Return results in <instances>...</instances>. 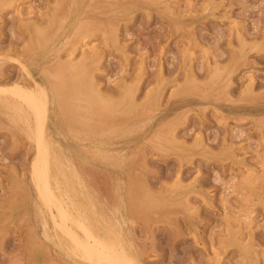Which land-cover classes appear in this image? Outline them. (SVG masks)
Listing matches in <instances>:
<instances>
[{
	"label": "rangeland",
	"instance_id": "1",
	"mask_svg": "<svg viewBox=\"0 0 264 264\" xmlns=\"http://www.w3.org/2000/svg\"><path fill=\"white\" fill-rule=\"evenodd\" d=\"M188 1L0 0V85L39 81L53 94L59 86L48 83L44 67L67 72L70 58H85L86 43L87 75L113 101L109 118L100 131L78 101L65 107L79 122L68 125L73 115L54 113V105L49 122L64 146L81 151L77 161L90 179L105 192L116 187L126 249L137 250L142 264H264V0ZM34 23L53 40L21 69L11 57H24ZM0 125V264H92L72 253L40 204L30 174L34 141L12 129L1 106ZM51 162L53 182L66 184L93 230L116 241L82 189Z\"/></svg>",
	"mask_w": 264,
	"mask_h": 264
},
{
	"label": "bare ground",
	"instance_id": "2",
	"mask_svg": "<svg viewBox=\"0 0 264 264\" xmlns=\"http://www.w3.org/2000/svg\"><path fill=\"white\" fill-rule=\"evenodd\" d=\"M185 1H187V0H185ZM32 2L33 1H31V2L29 1V4L32 3ZM52 2H50V3H52ZM207 2L205 1V4ZM210 3H212V2H210ZM178 4L176 3L175 5H178ZM178 6H176V7H178ZM180 6H181V4H180ZM180 6H179V8H180ZM29 7H31V6H29ZM53 7H55L54 4H53ZM188 7H189V5H188ZM189 9H191V8H189ZM30 10H31V8H30ZM181 10H183V9H181ZM40 11H41V9H40ZM54 11H56V10H54ZM177 11H178V9H177ZM21 12H23V11H21ZM28 12H27L26 16L28 15ZM35 12L36 11H34L32 15L36 14ZM110 13H112V12H110ZM16 14H18V13H16ZM19 14H21L20 10H19ZM180 14H182V13H180ZM22 16L23 15H21V18H22ZM23 17L25 18V16H23ZM190 17H192V16H190ZM51 18H53V16H51ZM17 19L19 21L18 17H17ZM27 19H28V17H27ZM23 20H25V19H23ZM36 22H38V21H36ZM44 23H45V21H44ZM111 23H113V22H111ZM33 27H34L33 28L34 29L33 32H34L35 38L32 39V41L29 43V45L28 46L26 45L27 47L23 50L22 54H24V57L23 56L21 58L19 56H12L11 57L12 60H16L19 64H21V66H22L21 69L22 68L26 69V65H25V61H24L25 59L24 58H26V56L28 54L34 53L36 49L39 50L41 48H44L46 45H48V44H50L52 42L51 40H53V39H51L52 38L51 36H50V38H48L49 37L48 36L49 32L46 30V27L41 26L40 24H37V23H34ZM194 27H195V25H194ZM239 32H241V31H239ZM46 34H47V36H46L45 42H42L40 40V37L43 36V35H46ZM243 37H245V36H243ZM119 39H120V37H119ZM245 39H246V37H245ZM28 40H27V42H28ZM104 40L106 41V39H104ZM90 42H91V40H90ZM199 43H200V41H199ZM93 44H91V45L93 46ZM102 44H104V43H102ZM81 48H83V54H84L85 58L82 59L81 61H75L78 58H76L75 60L73 58H70L65 63L66 67L68 68L67 72L60 71L59 68L53 71V70H50L47 66L44 67V72L47 75L48 83L49 84H56L54 87H56V86L58 87L59 86V90L55 91L53 94H49L48 93V88H46V84L44 82H42L43 83L42 84L39 81H33V83H32V81H27V80H24V81H21V82L19 81L17 84L14 83L15 85H13V86L9 85L10 87L7 86V85H6V87L4 85L3 86L0 85V106L3 108L4 112L7 114V117L9 119L10 126L12 127V129H16L17 131L23 133L26 137H28V138H30V139H32L34 141L33 144H34V147H35L34 149L36 151V156H35L36 158L34 159L33 164H31V170H30V172H31L30 174L32 176L31 179H33V181L35 183V186L37 188V191H38V193L40 195L41 202H42V203L40 202V204H43L44 206H46L49 209V211H50L49 214H51V218H52L51 220L53 221L56 229L59 230L63 234L62 237H65V240L67 239V241H65V242H67V247L72 251V253L74 255L78 256L79 258H81L82 260H84L86 262H89V263H92V264H117L120 255L122 253H126L128 250L126 249L127 245L125 244V246H124V244H123V242H124L123 235H125L127 233L126 229H125V221H126V219H125L124 214L121 211L119 203H117L118 196H117L116 187L114 186L112 189L107 190L105 192V191H103L100 188V186L94 180L90 179V177H89L90 173L84 172L83 164L80 161H77V157L76 156L79 155L81 153V151L77 150V148H76L77 146H75L73 148L64 146V144L60 141V139H58V137L55 135L54 126L57 127L56 126V122H54V121H52L51 123L49 122V114H50L51 105H54L53 106L54 113H58V111L60 109L62 111V114L64 113V114H66V116H67V114L68 115H71V114L73 115L72 117L71 116H67L66 117L65 120L68 123V125H71L72 123H74V121L79 122L80 121L79 116L77 114L71 113L72 111L75 110V109H71V108H74L73 106H77L74 103L78 102V101H79V103L81 101L83 103V106H86L88 108L87 112L91 113V116H90L89 119L90 120H94L95 125L98 128H100V131H101V128L103 127V125L106 124L107 118H109L110 109H111V107L113 105L112 98L104 96L102 93H100L99 91H101V90L99 88L98 89L96 88L95 84L91 80L92 78H90V75H87L88 74V68H89L88 66H89V64H90V62H91V60L93 58V53H91L89 51V49H87V44L86 43H83ZM236 49L238 50V48H236ZM93 50H95V49L93 48ZM238 52H239V50H238ZM17 53L20 54L21 52H17ZM61 56H62V54H61ZM68 56H70V55H68ZM68 56L65 57V58H68ZM97 70H98V68H97ZM22 78H23V76H22ZM120 89H122V88H119V90ZM171 93H173V91ZM129 94H130L129 91L126 90L124 98H126L128 100V102H129V104L131 106H133V105L135 106L134 97H133V95L129 96ZM170 97H171V95H170ZM121 100H123V99H121ZM150 102H151V99H150L149 102H147V104H149ZM160 102H161V100H160ZM161 103H163V102H161ZM151 105H149V106H151ZM163 105H164V103H163ZM65 106H71V108H68L69 109L68 110L67 107H65ZM142 108H148V107L144 106ZM146 111L148 112V110H146ZM143 112H145V111H143ZM51 124L54 125V126L51 127ZM0 126H2V125H0ZM19 132H18V134H20ZM97 132H98V129H97L96 133ZM74 135L76 136V134H74ZM172 135H175V134H172ZM28 138H27V140H28ZM54 140H56V141H54ZM100 141L101 140H99V142ZM184 143H186V142H184ZM226 143L228 144V142H226ZM139 145H141V144H139ZM207 145H208V143H207ZM228 145H226V146H228ZM88 147H90V146H88V144H86L85 146H83L82 150L87 152L89 150ZM91 147H93L94 153H97V151H101L102 150V148H100L99 145L95 146V144H93V145H91ZM120 148L121 147H118V148H115V149H120ZM97 154H99V153H97ZM168 155H169V153H168ZM78 158H80V157H78ZM52 159H54L56 161V164H57V166H56V165L53 164V162H51L54 165V168L56 166L55 169L57 170V167L59 169L56 172L61 171L62 174L64 175V177H65V173L67 172L69 174V176L72 177L73 182L77 184V187L82 189L81 193L83 192L82 194H84L86 196V198L88 199V202L90 203V205L93 208H95V210H92V211L93 212L96 211V214H98L101 218H104L105 221L108 222L109 232L113 233L114 235L119 237V238L116 239V241L112 240L114 236L112 237V239H111V236H109V238L111 239V240H109L108 238L103 237L104 233L102 234L103 235L102 236L100 233H97L96 230H93L94 229L93 227L96 224L94 226H92L91 223H90V225H89V223H87L85 212H83L82 209H80L81 204H80V206H78L76 204V200H74L72 194L70 193L71 190H69V188L66 186V184H65V187H64L63 183H61L59 178L57 176H55V175H54L55 176V181L53 182L51 170H50V167H49L50 166V160H52ZM243 166H244V164H243ZM246 167H248V165ZM90 169L92 170V168H90ZM251 170H252V168H251ZM251 170H249V172ZM246 173L248 175V171ZM30 174H28V175H30ZM110 175H112V174L110 173ZM67 177L68 176H66V178ZM14 178H16V177H14ZM60 178H61V176H60ZM107 180H109V179H107ZM63 181H65V179ZM71 182H72V180H71ZM64 183H67V182H64ZM72 185H73V183H72ZM9 186H10V184H9ZM74 186L72 187V189H74ZM173 189H175V188H173ZM173 189H171L172 192H173ZM8 190H10V189L8 188ZM77 191H78V189H77ZM72 193H74V192L72 191ZM35 197H36V195H35ZM38 201H39V199H38ZM32 203H33V200H32ZM90 205H88V207ZM92 207H91V209H93ZM37 214H38V212H37ZM152 214H155V213L153 212ZM43 215L44 214H42L41 216L43 217ZM92 217H94V216H92ZM37 218H38V216H37ZM130 220H132V219H130ZM89 221H90V219H89ZM95 221H94V223H95ZM49 222H51V221H49ZM53 223H51V224H53ZM46 228H48V225L46 226ZM97 230H99V229L97 228ZM53 232H54V230H53ZM103 232H105V230ZM40 234H42V233H40ZM110 235H112V234H110ZM51 236H53V235H51ZM106 236H108V235L106 234ZM114 240H115V238H114ZM131 242L132 241L130 239H128V243H129L130 247H132V243ZM215 257H216V255H215ZM217 258H218V256H217ZM218 261L216 262L217 264L219 263Z\"/></svg>",
	"mask_w": 264,
	"mask_h": 264
},
{
	"label": "clouds",
	"instance_id": "3",
	"mask_svg": "<svg viewBox=\"0 0 264 264\" xmlns=\"http://www.w3.org/2000/svg\"><path fill=\"white\" fill-rule=\"evenodd\" d=\"M117 264H142V258L137 250L130 248L120 255Z\"/></svg>",
	"mask_w": 264,
	"mask_h": 264
}]
</instances>
